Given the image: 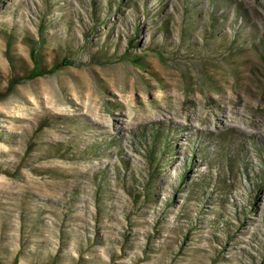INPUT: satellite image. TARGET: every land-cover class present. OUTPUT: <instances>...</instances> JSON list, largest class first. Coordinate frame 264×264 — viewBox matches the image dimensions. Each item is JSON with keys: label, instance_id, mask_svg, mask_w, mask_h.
<instances>
[{"label": "rangeland", "instance_id": "374dc122", "mask_svg": "<svg viewBox=\"0 0 264 264\" xmlns=\"http://www.w3.org/2000/svg\"><path fill=\"white\" fill-rule=\"evenodd\" d=\"M27 37L75 64L0 101L4 264H264V0H0V91Z\"/></svg>", "mask_w": 264, "mask_h": 264}, {"label": "trees", "instance_id": "16d2710c", "mask_svg": "<svg viewBox=\"0 0 264 264\" xmlns=\"http://www.w3.org/2000/svg\"><path fill=\"white\" fill-rule=\"evenodd\" d=\"M42 24L38 25V29L40 31V33L42 34ZM42 37V36H41ZM28 41L27 44L29 46V53H30V59L32 60L33 66L27 70V72L25 74H19V73H12V75L9 76L8 79V83L7 86L5 87L4 91H0V101L3 100L4 98H6V96H8L15 88L16 86H18L19 84L27 81V80H32L36 77L39 76H44V75H51L53 73H55L56 71L62 69L63 67H67V66H71L74 65L75 62L68 58V57H63L57 61H55L51 66L46 65L44 63L41 62V55L39 52V39H32L27 37ZM43 39V38H42ZM134 42V39H130L129 40V45H132ZM6 48H5V54H6V59L8 60L10 66L14 67V66H20L21 64V59H19L15 53L12 51V49L10 48V41H6L5 44ZM128 51V50H127ZM127 51L123 52L122 54H120L119 59L118 60H122V59H129L127 57L128 53H126ZM115 56V54H112V56ZM133 62L135 64L140 65V61L142 60L141 56L138 57H134ZM16 63V65H15ZM20 63V64H19ZM143 127H145V125H143ZM160 129H154L152 131H142L139 132V137H138V142L140 143V146H142V148L145 150L146 154V158L149 161V166L154 165L155 169H157V166L159 165H164L166 164L165 162V156L166 153H168V151L171 148V145L169 143V140L164 137V135H162V132H160ZM137 152L138 151L137 149ZM264 177V175H263ZM264 179V178H263ZM151 181H147L145 182L144 188H145V196L148 198L149 194V189L150 188V183ZM140 198V196H138V199ZM18 263V255L15 256L12 264H17ZM0 264H4L3 261L0 259ZM34 264H42V263H34Z\"/></svg>", "mask_w": 264, "mask_h": 264}]
</instances>
